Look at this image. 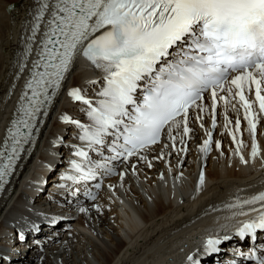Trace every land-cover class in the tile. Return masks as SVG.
<instances>
[{
	"label": "snow or ice",
	"instance_id": "6c2138e0",
	"mask_svg": "<svg viewBox=\"0 0 264 264\" xmlns=\"http://www.w3.org/2000/svg\"><path fill=\"white\" fill-rule=\"evenodd\" d=\"M36 5L31 39L43 25L42 46L17 116L0 145V182L11 174L23 144L34 135L40 116L47 114L80 54L102 71L103 79L97 81L102 87L95 100L78 88L69 92L86 105L88 123L68 116L62 119L76 126V139L88 150L72 146L82 161L70 160L80 175L66 176L68 180L112 173L110 161L128 159L156 144L166 126L182 127L187 134L189 110L207 111L197 103L205 93H210L213 111L218 91L225 93L221 99L226 104L230 96H239L249 131L255 133L258 113L253 112V103L258 102L259 112L264 113V0H36ZM245 92L254 94L255 101H249ZM195 119L202 117L197 114ZM239 124L237 120V128ZM208 135L201 148L205 153L211 145ZM169 138L175 147L176 138ZM105 150L112 155L105 157ZM258 153L259 145L254 143L252 158ZM203 182L202 173L200 185ZM224 208L232 217L257 213L238 228V237L255 239L257 230H264V191L237 196ZM19 239L26 237L20 233ZM230 239L210 236L203 254L219 253L220 245ZM257 251L240 255L264 264V251L259 255ZM188 260L201 264L193 256Z\"/></svg>",
	"mask_w": 264,
	"mask_h": 264
},
{
	"label": "bare ground",
	"instance_id": "6f19581e",
	"mask_svg": "<svg viewBox=\"0 0 264 264\" xmlns=\"http://www.w3.org/2000/svg\"><path fill=\"white\" fill-rule=\"evenodd\" d=\"M33 7L34 0H0V135L12 102L4 100V94L13 77L23 24ZM101 75L78 58L55 97L30 159L21 164L0 202V264H191V253L201 264H219L218 258L203 254L202 242L237 223L239 216L232 217L226 203L264 187V120L258 118L252 133L244 122L237 128L236 111L223 108L207 153L201 151L204 129L194 127L187 138L174 126L169 136L176 138L175 147L169 138L143 150L118 163V174L107 179L95 199L69 200V195L56 190L61 188L62 173L53 178L45 164L57 162L63 170L70 155L75 156L73 145L88 150L76 139V126L62 118L88 123L86 105L69 92L78 88L97 99ZM254 143L259 145L255 159ZM38 170L46 174L45 182L34 178ZM54 211L66 217L55 225L54 234L44 229L37 235L39 242L32 236L18 240L16 228L28 232L32 223ZM249 244V240L224 244L223 255L238 253ZM256 244L264 245V234L256 237Z\"/></svg>",
	"mask_w": 264,
	"mask_h": 264
},
{
	"label": "rangeland",
	"instance_id": "374dc122",
	"mask_svg": "<svg viewBox=\"0 0 264 264\" xmlns=\"http://www.w3.org/2000/svg\"><path fill=\"white\" fill-rule=\"evenodd\" d=\"M220 230V229H219Z\"/></svg>",
	"mask_w": 264,
	"mask_h": 264
}]
</instances>
